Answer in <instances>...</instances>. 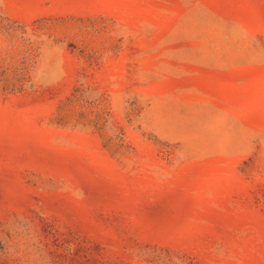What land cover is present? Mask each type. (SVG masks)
Returning <instances> with one entry per match:
<instances>
[{
  "label": "rangeland",
  "instance_id": "374dc122",
  "mask_svg": "<svg viewBox=\"0 0 264 264\" xmlns=\"http://www.w3.org/2000/svg\"><path fill=\"white\" fill-rule=\"evenodd\" d=\"M0 264H264V0H0Z\"/></svg>",
  "mask_w": 264,
  "mask_h": 264
}]
</instances>
